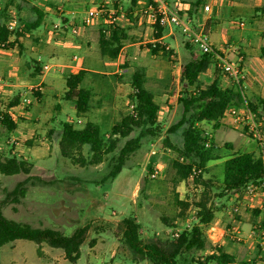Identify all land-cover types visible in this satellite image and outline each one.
I'll list each match as a JSON object with an SVG mask.
<instances>
[{
    "label": "rangeland",
    "instance_id": "obj_1",
    "mask_svg": "<svg viewBox=\"0 0 264 264\" xmlns=\"http://www.w3.org/2000/svg\"><path fill=\"white\" fill-rule=\"evenodd\" d=\"M18 1L22 4V0H5V2L3 0L0 22L8 20L7 9L15 7ZM34 1L27 2L26 7L30 9ZM77 1L81 3L83 10L92 6L87 0ZM111 1L117 7L123 4L120 0ZM127 4L131 7L130 1ZM46 5L54 7L50 1H47ZM29 9L25 14L23 12L21 16L20 14L17 16L23 28L32 17ZM124 13L119 10L114 16L119 19V16ZM55 20L60 22L59 18ZM234 22L236 28L239 27L241 21ZM97 28H99L98 24ZM48 32L49 30L46 31ZM139 41L144 44L136 49L137 54H134L131 51L133 48H130L127 55L128 62L120 66L123 74L121 76L118 74L110 80L104 78L103 81L98 82L96 90L106 95L109 92L112 93L113 90L120 95L130 93L131 79L126 75L140 72L143 75L145 87L154 95L159 105V124L162 130L158 136H147L142 139L141 152H135L128 157L117 177L112 178L110 173L118 163L120 151L126 140L137 137L140 130L136 129L127 139H122L117 148L105 156L101 164L81 166L64 158L59 150L62 122L72 121L76 127H82L85 124L84 121L77 122L76 115L72 114L70 109L61 113L59 109L51 110V106H45L44 111L40 112L41 118L30 120L23 114L31 109L30 94L29 98L23 100L24 109L13 113L19 127L18 130L24 127L23 131H25L26 126L32 124L29 127H33L34 132L30 130L32 133L21 137L18 131L9 132L0 125V157L15 156L33 164L28 175L6 176L0 173V207L4 216L11 221L29 225L32 228L55 229L67 236L76 229L91 224L87 239L81 248V258L76 264H152L148 259L137 256L124 242L118 224L125 218L133 217L139 222L140 236L145 243L156 239H170L174 233L191 228L194 223L198 222L195 220L194 204L201 198L203 187L198 186L192 180L176 184L175 172L171 164L178 155L165 145L166 138L179 147L183 143L181 131L169 134L168 129L181 118L183 113L182 106L177 100L182 88L179 80L180 68L190 57L187 56L188 51L184 50V47L180 51L179 49L178 51L168 49L169 43L155 44L160 45L161 48L154 54L152 52L154 44L150 37L144 35ZM133 58H136V61L131 65L129 62ZM217 69L220 74H224L220 68L217 67ZM202 79L204 80L205 76ZM230 80L234 83L231 78ZM16 97L20 96L0 100V114L6 113L11 117L9 110L15 105ZM108 98L94 100V110L90 111L92 114L90 119L98 122L101 127L106 146L110 142L112 125L119 121L123 114L132 111V103L127 96L124 98V102L127 103L124 111H97L98 103L104 104V101L112 103V99ZM50 115L53 120L49 118ZM257 116L264 132V113L259 112ZM199 127L203 131H209L206 125L200 124ZM244 129V133L226 128L211 129V133L218 146L230 143L235 150L240 152L257 153V142L250 138L248 128L244 127ZM18 136L20 138L15 139ZM82 153L90 159L91 154L88 147H85ZM228 157L229 155H220L217 161L211 164L212 166L203 170L205 179L213 177L214 188L210 196V205L215 212L224 214L222 219L228 230V239H226L230 247L236 248L239 261L251 258L249 263L262 264L260 262L264 261V249L259 250L256 247L257 244L252 246L253 248H248L239 221L247 216L250 209L242 206L241 198H235L233 194L228 193L223 195L219 184L222 178L221 168L219 164H214ZM210 170L212 174L208 175ZM156 171L158 175L153 178ZM19 183H24L27 189L25 197H22L20 193L16 196L11 195ZM176 195H179L182 201H188L192 205L187 211L185 220L176 218L179 213L174 200ZM236 208H239L238 212H235ZM164 219L172 222L174 228L166 227ZM232 227L236 230L233 231ZM211 234L212 239H216V231L207 230V236ZM239 237L243 239L238 240ZM39 248L40 254L38 253ZM0 264L72 263L65 259L61 249L52 248L47 244L39 246L28 240H17L0 247Z\"/></svg>",
    "mask_w": 264,
    "mask_h": 264
},
{
    "label": "crops",
    "instance_id": "obj_2",
    "mask_svg": "<svg viewBox=\"0 0 264 264\" xmlns=\"http://www.w3.org/2000/svg\"><path fill=\"white\" fill-rule=\"evenodd\" d=\"M47 1L52 2L54 7L46 5ZM87 1L92 5L90 8L106 2L110 10L115 14L119 10L122 13L125 11L124 14L119 16L115 27V29L117 28L123 32V39L121 40L122 47L116 59L101 54L99 39L102 25L97 23L99 28H97V24L95 23L93 25H85L84 19L86 17V11L90 8L83 10L81 3L77 0H35L32 2L33 5L30 6V9L26 7L28 6L27 2L30 3V0H22V4L18 1L15 7H9L7 9L9 15L8 20L0 22V26L5 25L7 27L13 13L17 16L20 14L21 16V13L24 12L25 14L28 9L30 10L32 17L24 24L25 26L27 23H32L36 20V11L43 13L42 23L37 29L27 31L19 21V26L11 32L6 46H0V100L20 96L14 99L15 105L9 110L12 120L16 125L17 121L13 112H19L24 109L23 100L30 94L31 99L28 98L31 102V109L23 113L30 120L41 118L40 112L42 110L44 111L45 106H51V110L59 109L61 113L70 109V112L76 115L77 122L84 121L86 123L90 121L98 124V122L90 119L92 115L90 111L94 110V100H103V98L107 99L108 97V99H112V103L105 101L104 104L98 103L96 106L97 111H124L125 104H127L124 102V98L126 96L129 98L132 93L131 81L130 93L124 95H120L115 90L106 95V93L96 90V85L98 82L103 81L104 78L110 80L118 74L120 76L123 74L120 71V66L128 62L127 55L130 52V48H133L131 51L137 54L136 49L144 44V42L139 41L144 35L150 37L153 44L169 43L168 49L172 48L177 51L179 49L180 51L184 47L183 49L188 51L187 56L190 57L189 60L192 57L203 54L198 47L194 46L176 28H162V37L156 39L155 33L161 27H154L149 22L141 20L137 16L135 10L137 0H120L123 4L119 7L113 5L111 0ZM129 1L131 2V7L127 4ZM164 1L172 9H179L181 14L191 21L198 32H204L209 36L214 61L207 73L200 76V81L207 83L213 79L217 64L221 60H226L240 65L243 79L239 84H236L235 82L231 83L230 78L223 75L221 85L224 88H229L234 91L240 90L242 97L246 100L249 99L251 102L256 101L258 98L264 99V0ZM2 2L3 0H0V9L2 8ZM207 5L210 7V11L204 10V7ZM55 18H59L60 22L55 20ZM234 21H244L245 27L236 28ZM47 30H49L48 33H46ZM135 61L136 58H133L129 63L132 65ZM45 66H50V69L45 70ZM80 70L87 72L81 86L93 93L90 111L83 117H78L75 104L64 98L67 90V77L70 74L78 73ZM67 72L69 73L67 74ZM133 75L134 73H129L126 76L132 80ZM203 76H205L204 80L202 79ZM43 86L45 87L43 88ZM131 107L133 110V103ZM49 118L53 120L52 115ZM29 126H32V124H29ZM29 126H26L27 130L25 131H23L24 127H22L20 132L17 125L14 132L18 131L21 137L28 136L31 132L30 130L34 132L33 127ZM206 127L209 128V131H204V134L215 145V160L211 161L207 167L212 166L211 164L217 161L220 155H229L228 158H230L233 154L240 152L235 150L234 146L230 143L221 146L216 145L211 133V129L220 130L223 128L243 132L245 130L244 127L235 124L231 117H223L220 126L216 129L212 124H206ZM245 134L247 135V133ZM19 138V136L15 137V139ZM142 148L136 152H141ZM254 154L260 156L259 149ZM228 158L214 164H219L222 178L224 163ZM211 172L210 170L208 175L212 174ZM222 178L220 181H222ZM246 188L247 186L237 192H230L228 194H233L235 198H241L243 201L242 206L250 209L247 216L239 220L242 226V234L248 243V248H253L252 246L257 244L256 247L259 250L264 249V245L261 244V241L256 236V229L264 224L262 211L259 207L261 199H256L257 204L255 206L250 205L244 200V191ZM214 215L213 222L206 229V235L209 229L210 231H216V239H212V234L209 237L207 236L211 239V243L214 246H223L227 253L236 257L237 264H253L249 263L251 258L245 261H239L236 248L230 247L227 240L228 230L225 228L226 223L222 219L224 214L214 211ZM165 226L168 227L166 224ZM241 239L243 238H238V240ZM260 263L264 264V261Z\"/></svg>",
    "mask_w": 264,
    "mask_h": 264
},
{
    "label": "trees",
    "instance_id": "obj_3",
    "mask_svg": "<svg viewBox=\"0 0 264 264\" xmlns=\"http://www.w3.org/2000/svg\"><path fill=\"white\" fill-rule=\"evenodd\" d=\"M37 18L32 23L26 24V30L37 29L43 20V13L36 11ZM100 49L103 56L116 59L122 47L123 32L112 28L110 36L100 31ZM162 28H158L155 38L162 37ZM11 32L5 25L0 26V46H6ZM161 46L153 47L155 54ZM163 48V47H162ZM165 49V48H164ZM212 54H201L192 57L181 67L180 83L182 85L178 103L182 106V116L168 129L169 134L182 131V146H176L166 138L165 145L177 153V158L172 160L171 167L175 172L176 184L192 180L203 187L201 198L194 204L196 216L191 228L176 232L170 239H156L145 243L140 236V224L131 217L123 219L118 227L122 231L124 242L128 247L143 259H148L152 264H237L235 256L226 252L223 246H214L206 235L207 227L214 220V211L210 205V196L213 187V177L205 179L208 164L215 160L213 141L204 134L198 124H212L216 129L220 126L221 119L229 107H240L244 104V97L240 90L234 91L221 85L224 74L216 69L215 77L207 83L200 81V76L206 74L213 64ZM87 72L80 70L70 74L66 79L65 100L73 102L76 106L78 117L86 115L91 108L93 93L81 85ZM132 93L129 98L133 103L131 113L122 116L110 132L109 145H105L101 127L93 122H86L82 127H76L72 121L62 123L59 140V150L64 158L74 164L98 165L104 161L105 156L113 152L122 139H127L134 130H140L137 137L127 139L118 157V163L110 173L112 178L119 175L128 157L142 146L144 137H155L161 132L158 122L159 105L154 95L145 87L143 75L136 72L131 80ZM249 108L257 116L264 113V99L248 101ZM258 117V116H257ZM0 125L7 131L13 132L17 125L6 114H0ZM211 143L206 148L205 143ZM84 147H88L91 157L83 155ZM33 164L23 158L15 156L0 157V173L6 176L30 174ZM264 178V160L254 153H235L228 158L223 167V178L220 186L225 193L237 192L250 184H259ZM21 194L26 196L27 189L24 183H19L11 195ZM221 195V196H223ZM175 205L179 208L177 219L185 220L187 211L192 205L188 201L179 199L176 195ZM15 201H18L15 199ZM168 227L174 228L172 222L164 219ZM91 224L76 229L67 236L55 229H36L7 219L0 207V247L17 240H28L37 245L47 244L64 252V257L72 264H76L82 255V245L85 243ZM38 253H41L40 248Z\"/></svg>",
    "mask_w": 264,
    "mask_h": 264
},
{
    "label": "built area",
    "instance_id": "obj_4",
    "mask_svg": "<svg viewBox=\"0 0 264 264\" xmlns=\"http://www.w3.org/2000/svg\"><path fill=\"white\" fill-rule=\"evenodd\" d=\"M136 14L141 20L149 22L154 27L161 28H176L179 29L184 36L196 47H198L203 54H212L213 50L210 44L209 36L204 32H198L191 21L184 17L179 9H172L164 0H137ZM205 11H210V7L207 5L204 7ZM114 12L108 7V3L104 2L97 6H93L86 11V17L84 19L85 25H93L94 23H100L102 25V33L109 35L112 28L117 25ZM19 26V19L15 13L11 15L10 21L7 25V29L12 32ZM240 28L245 27V23L241 21L238 25ZM155 47V44L153 45ZM217 67L220 68L228 77H230L236 84H239L243 79L241 67L239 64H234L226 60H221ZM45 70H49L50 66H45ZM223 117H231L235 124L248 128L251 138L257 142V146L260 152L261 158L264 160V132L259 122L258 117L249 108L248 101L244 98V104L240 107H229ZM205 147H211V143L208 141L205 143ZM158 175L156 171L153 178ZM260 201L259 207L262 211V220L264 223V178L259 184H250L244 191V200L250 205L255 206L257 204L256 199ZM239 208L235 209L238 212ZM236 228L233 227V231ZM256 236L261 244L264 245V224L256 229Z\"/></svg>",
    "mask_w": 264,
    "mask_h": 264
}]
</instances>
